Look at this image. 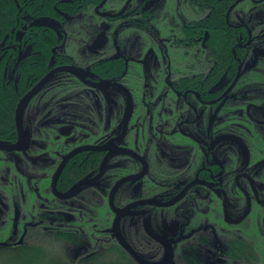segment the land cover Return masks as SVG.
I'll return each mask as SVG.
<instances>
[{
	"label": "flooded vegetation",
	"instance_id": "af4514ba",
	"mask_svg": "<svg viewBox=\"0 0 264 264\" xmlns=\"http://www.w3.org/2000/svg\"><path fill=\"white\" fill-rule=\"evenodd\" d=\"M263 2L0 0V264H264Z\"/></svg>",
	"mask_w": 264,
	"mask_h": 264
},
{
	"label": "trees",
	"instance_id": "16d2710c",
	"mask_svg": "<svg viewBox=\"0 0 264 264\" xmlns=\"http://www.w3.org/2000/svg\"><path fill=\"white\" fill-rule=\"evenodd\" d=\"M85 235H87L86 231L83 232V235L78 231L72 230L58 233L55 238L45 243V246L49 249H44V252H50V256L45 255L42 252L43 246H40L34 248L32 251L36 255H26V257H23L21 254V259L18 257L19 262L21 263L22 259L25 258L24 260L26 261H23V264H133L131 257L115 239L113 240L106 236L96 237L98 235H94V237L90 238V236L85 237ZM87 242H89L92 252H90L87 257L80 259L75 258L77 255L75 253L76 249ZM47 244H50V246ZM254 247L255 245L253 243L244 238L245 264L259 263L258 255L256 251H254L256 247ZM73 250L74 253L70 254V251ZM61 251H63L64 254H62ZM11 261L13 264L17 263V260L12 254L9 259V262Z\"/></svg>",
	"mask_w": 264,
	"mask_h": 264
},
{
	"label": "water",
	"instance_id": "95a60500",
	"mask_svg": "<svg viewBox=\"0 0 264 264\" xmlns=\"http://www.w3.org/2000/svg\"><path fill=\"white\" fill-rule=\"evenodd\" d=\"M119 242L138 260L139 263L141 264H162L161 262H149L146 261L145 259L141 258L132 248L131 246L127 243V241L122 237L121 234L118 236ZM172 257V255H171Z\"/></svg>",
	"mask_w": 264,
	"mask_h": 264
},
{
	"label": "rangeland",
	"instance_id": "374dc122",
	"mask_svg": "<svg viewBox=\"0 0 264 264\" xmlns=\"http://www.w3.org/2000/svg\"><path fill=\"white\" fill-rule=\"evenodd\" d=\"M244 8H246L247 9V3L245 2V5H244ZM258 15L260 16V18H261V20H263L264 21V8H261V10L259 11V13H258ZM264 70V69H263ZM125 223H127V221H124ZM125 223H123V225H125ZM90 227V226H89ZM93 229V227H90V230H92ZM94 233H89V232H87V236H92ZM114 239V238H113ZM41 242H45V241H41ZM41 244H44V243H41ZM46 245V244H45ZM48 246H50V244H47ZM85 245H87V246H89V242H87ZM48 248V247H47ZM49 249V248H48ZM46 253H48L49 255H51V253L50 252H46ZM45 253V254H46ZM61 253L62 254H64V252L63 251H61ZM71 253H74V250L73 251H70V254ZM25 259V258H24ZM24 259H22V262L24 261H26V260H24ZM18 263V261H17V263L16 264H23V263ZM7 264H13L12 263V261L11 262H8Z\"/></svg>",
	"mask_w": 264,
	"mask_h": 264
},
{
	"label": "bare ground",
	"instance_id": "6f19581e",
	"mask_svg": "<svg viewBox=\"0 0 264 264\" xmlns=\"http://www.w3.org/2000/svg\"><path fill=\"white\" fill-rule=\"evenodd\" d=\"M17 69V68H16ZM19 71V70H18ZM255 242V241H254ZM255 248V247H254ZM255 251V250H254ZM258 260V259H257Z\"/></svg>",
	"mask_w": 264,
	"mask_h": 264
}]
</instances>
